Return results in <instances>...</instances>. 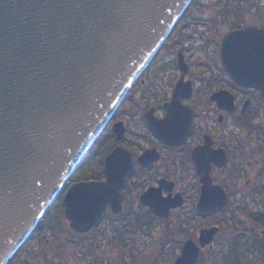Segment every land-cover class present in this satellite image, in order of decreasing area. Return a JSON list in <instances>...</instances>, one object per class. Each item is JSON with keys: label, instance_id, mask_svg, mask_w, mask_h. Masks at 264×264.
I'll return each instance as SVG.
<instances>
[{"label": "flooded vegetation", "instance_id": "flooded-vegetation-1", "mask_svg": "<svg viewBox=\"0 0 264 264\" xmlns=\"http://www.w3.org/2000/svg\"><path fill=\"white\" fill-rule=\"evenodd\" d=\"M251 24L264 26V0H191L110 119L108 151L122 146L133 163L121 208L107 204L85 231L65 216L67 189L103 179V160L101 174L65 181L4 264H176L188 241L198 246L188 264H205L212 255L216 263L255 264L250 257L260 250L264 257V97L259 88L235 82L220 56L223 36ZM178 84L182 122L167 141L148 117L166 116ZM116 121L123 122L122 138L112 129ZM145 193L175 204L160 214L143 200ZM202 196L218 202L201 208ZM157 221L176 226L167 253L166 243H132L133 230ZM219 243L220 256L213 247Z\"/></svg>", "mask_w": 264, "mask_h": 264}, {"label": "water", "instance_id": "water-1", "mask_svg": "<svg viewBox=\"0 0 264 264\" xmlns=\"http://www.w3.org/2000/svg\"><path fill=\"white\" fill-rule=\"evenodd\" d=\"M190 1L0 0V264L74 174L80 155L103 131ZM241 34L255 41L241 48L230 40ZM262 37L264 26L233 29L223 36L220 56L235 82L259 88L264 97ZM179 87L163 119L148 117L167 141L182 122ZM112 129L122 138L123 122H114ZM132 167L128 151L116 146L104 156L103 179L73 183L64 197L70 226L89 230L109 203L119 210ZM83 190L87 198L79 195ZM147 193L143 200L160 214L175 204L148 200ZM214 202L202 196L199 206ZM197 254L198 246L188 241L176 264H188Z\"/></svg>", "mask_w": 264, "mask_h": 264}, {"label": "rangeland", "instance_id": "rangeland-1", "mask_svg": "<svg viewBox=\"0 0 264 264\" xmlns=\"http://www.w3.org/2000/svg\"><path fill=\"white\" fill-rule=\"evenodd\" d=\"M209 1H214V0H209ZM165 73L167 76V75L171 74L172 71L169 70L168 73H167V71ZM128 91H127V94L129 93ZM127 94H126V96H127ZM123 102L124 101H122V103ZM122 103L118 107H120L122 105ZM125 103L126 102L123 103L122 108H123ZM118 107H117V109H118ZM112 115L110 116V119H111ZM116 116H118V115H116ZM110 119L107 122L106 126L104 127L103 131L100 133V135L97 137V139L93 143V145L88 149V153L84 157V160L80 163V165L78 166V168L76 169V171L72 175L73 178H79L81 176H96L98 173L101 174V171L103 170L104 156L108 152V150L111 148V146L113 145V136H112V131L110 129L112 122H110ZM65 185H66V182L62 183L61 186H65ZM56 208L57 207L53 208L52 214H55L57 212ZM175 229H176L175 224H172L170 222H167L166 224L161 223L159 221H157L156 223L153 222V225L146 231L133 230V233H132L133 234V241H132V243H134V244L135 243H142L141 245H143L144 243H166L164 251H165V253H167L168 252L167 246L169 247V249H170V247H172V244H167V243H172V241H171L172 240V234H173L172 230H175ZM222 245H223V243H219V244H215L213 246V247L219 248V254H218L219 256H220V249H221ZM168 255H170V252ZM261 258H262V261H261ZM263 258L264 257L262 255L261 250L258 252L256 251V254L253 253V255L250 257L251 261H252V259H254L255 264H257V263L264 264ZM217 261H218L217 255H212V258H208L207 261L205 262V264H221L219 262L216 263Z\"/></svg>", "mask_w": 264, "mask_h": 264}, {"label": "snow or ice", "instance_id": "snow-or-ice-1", "mask_svg": "<svg viewBox=\"0 0 264 264\" xmlns=\"http://www.w3.org/2000/svg\"><path fill=\"white\" fill-rule=\"evenodd\" d=\"M230 40H233L237 45H239L241 48H244L250 44H252L255 41V37L246 35V34H241L237 37H232ZM260 46L262 49H264V37L261 38L260 40ZM73 193H77L76 189H73ZM79 195H81L84 198H87L89 195L88 190H83L79 192Z\"/></svg>", "mask_w": 264, "mask_h": 264}, {"label": "bare ground", "instance_id": "bare-ground-1", "mask_svg": "<svg viewBox=\"0 0 264 264\" xmlns=\"http://www.w3.org/2000/svg\"><path fill=\"white\" fill-rule=\"evenodd\" d=\"M117 109V108H116ZM116 111V110H115ZM114 111V112H115ZM113 112V113H114ZM112 113V114H113ZM88 153V149L86 150V151H83V153L80 155V158L77 160V165H79L83 160H84V157L86 156V154ZM76 165V166H77ZM70 175V174H69ZM67 180V178H65V180H63V183L65 182ZM56 193H57V191H56Z\"/></svg>", "mask_w": 264, "mask_h": 264}]
</instances>
